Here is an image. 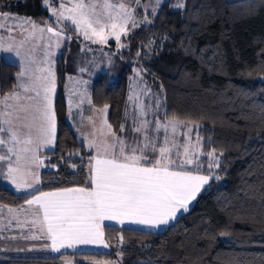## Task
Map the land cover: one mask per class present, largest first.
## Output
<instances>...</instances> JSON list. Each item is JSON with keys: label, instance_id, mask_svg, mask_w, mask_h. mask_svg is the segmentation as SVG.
Masks as SVG:
<instances>
[{"label": "trees", "instance_id": "1", "mask_svg": "<svg viewBox=\"0 0 264 264\" xmlns=\"http://www.w3.org/2000/svg\"><path fill=\"white\" fill-rule=\"evenodd\" d=\"M171 2H162L147 25L121 35L125 47L106 43L117 51L118 63L110 66H118L117 77L112 80L111 70L96 76L89 88L90 104L108 106L106 119L116 131L127 106L132 64H137L149 88L163 95V118L199 124L202 152L219 155V179H212L192 207L165 229L104 224V240L112 245L123 238L124 264H264V0H183L181 8ZM0 14L54 23L43 0H0ZM65 26L71 39L54 69V148L46 154L34 191L19 193L0 182L1 205L19 206L41 191L90 186L92 151L66 121L65 84L67 72L77 71V61L93 41ZM19 70L0 58V94L14 88ZM74 116L78 120L79 114ZM112 254L0 253V264H61L64 255L108 259Z\"/></svg>", "mask_w": 264, "mask_h": 264}, {"label": "snow or ice", "instance_id": "2", "mask_svg": "<svg viewBox=\"0 0 264 264\" xmlns=\"http://www.w3.org/2000/svg\"><path fill=\"white\" fill-rule=\"evenodd\" d=\"M160 0H156L159 6ZM49 4V0H45V5ZM183 7V3L176 5ZM90 5H86L83 0H75L73 6L68 8L64 3L61 4L59 12L55 8H48L53 16L56 17L57 23L60 21H68L75 25L76 31L83 34L86 40H92L93 43L106 44L109 37H114L118 47H125L120 43L121 35L127 36L129 29L126 25L132 21L133 27L137 26L134 20L132 10L127 9L124 5H120L122 13V23H113L111 26L100 25L99 29L94 27L100 24L99 19L92 21L88 15L87 9ZM93 10L95 5H91ZM102 7L110 9L113 7L105 0ZM155 13V9H153ZM110 18H113L110 16ZM32 23V33L36 31L40 33L51 34L58 40L71 39L65 36L63 30H57L51 26L40 27L34 22ZM109 30L105 32V28ZM27 39V37H25ZM23 46V41L17 47L16 55H20L19 47ZM59 46V42L57 43ZM12 51L11 46L4 49ZM139 55V53H137ZM42 75L36 76L32 81L33 90L36 92V103L29 105V108L35 110L38 115L34 117L32 126L29 127L25 145L36 143L39 147L43 144H52L56 136V114L54 110L52 96L56 90V74L54 66L49 64L46 68L39 69ZM84 71V69H81ZM139 75V70H134ZM22 71L19 75L23 76ZM23 87L26 91L28 85H17ZM19 99L16 92H13L6 99ZM132 97H130L131 99ZM29 99H33L29 97ZM71 105V100L69 101ZM105 105L102 111L107 110ZM21 110L27 111V108L21 107ZM143 112V108L140 109ZM11 115V113H9ZM183 123L176 118L161 125L157 121V127H170L173 133H176L178 127ZM106 125L113 139L111 143L107 139L99 142L95 140V132L92 133L93 139L89 141L88 147L96 149V155L89 160V187L63 188L50 192H40L33 195L31 199L25 200V205L37 206L34 211L36 220L34 224H38L40 235L25 237L26 239H46L50 241L52 251L59 252L64 247H75L77 244H102L104 242V232L101 230L100 222L104 220H113L124 223L130 220L134 223L156 227L158 225L168 224L174 219L181 210L187 211L189 204L193 201L197 194L201 192L203 187L208 184L210 177L198 174L200 165L194 164V159H189L188 154L191 151L194 157H198L199 153L195 151V146L184 148V158L181 164H177L171 158V149L167 147L169 141L166 135L165 146L159 149V157L155 161H151L147 156L143 155L144 148H132L130 152L126 151V145L123 140L112 132L111 125L107 124L106 119L103 126ZM148 125L147 121H142L141 126L134 129L140 132ZM28 127V125H25ZM198 127V126H196ZM33 130L35 131V140L33 139ZM123 130V125L121 126ZM192 131V127H188V132ZM188 132L184 133L188 137ZM17 131L12 132V139L17 140ZM197 144L200 137L197 135ZM4 141L0 140V144ZM188 144H191V138L188 137ZM116 145H120V150L115 149ZM176 147V145H172ZM147 147V144L144 146ZM14 149H9L12 152ZM153 145V151H155ZM32 151L29 147H25L23 152ZM137 151L141 155H137ZM179 157V153H177ZM210 163L209 169L213 163L218 167V157L215 152L208 153ZM5 157L0 156V160ZM22 157L18 154L16 157V167H9L6 178L14 185L16 190L32 189L34 185L40 182L39 174L30 170L27 163H35L37 167L43 164V161L32 152L30 160L25 165H21ZM151 164V167L144 166ZM186 165H194L195 171L184 170ZM75 167V165H73ZM180 168V171L173 170ZM219 179V177H216ZM3 207V205H0ZM10 212H23L24 206L19 209H9ZM42 213V218H41ZM123 238L121 237V243Z\"/></svg>", "mask_w": 264, "mask_h": 264}, {"label": "rangeland", "instance_id": "3", "mask_svg": "<svg viewBox=\"0 0 264 264\" xmlns=\"http://www.w3.org/2000/svg\"><path fill=\"white\" fill-rule=\"evenodd\" d=\"M166 0H160L159 6L156 4V0H107L108 3L113 5L112 8L106 9L102 7L105 0H88L83 1L86 5H90L87 9L88 15L92 21L99 19L100 24H95L94 27L99 29L100 25H108L111 26L113 23L120 24L122 23L121 16L122 13L120 11V5H124L127 9L132 10V15L134 20L137 22V26L133 27L132 21L126 25L129 29L128 32L132 30L139 29L141 26L147 25L150 22L149 16L154 15L162 2ZM75 0H57L55 4L53 0H49V4L45 5V0H43V5L48 8H55L57 12L60 10V6L62 3L65 4L66 7L71 8ZM173 2V3H172ZM172 5L175 8L176 5L179 3H183V0H172ZM91 5H95V9L91 7ZM153 9H155V13H153ZM49 11V10H48ZM49 15L53 20L52 23L44 22V21H31L34 22L36 25L40 27L51 26L56 28L57 30H63L65 36L70 37V33L68 32L65 24L70 25L72 28H75V25L71 24L68 21H60L57 23V19L52 13L49 11ZM113 17V18H110ZM29 18L24 16H18L16 14H0V58H4L5 60L15 63L20 67L19 74L23 71L25 74L23 76L17 75V82L14 85L13 92H16L19 96V99H6L10 97L9 92L6 94H0V123L3 124L1 127L2 131H7L8 133L12 134L13 131H17V133L21 132H28L23 129H28L25 125L28 124L30 118L34 119L38 115L34 109L29 108V105L35 104L36 101V92L33 90L32 81L35 79L36 76L42 75L39 69L46 68L49 64L54 66L56 59L58 58L59 54L64 50L65 43L67 39L58 40L56 37H52L51 34L48 33H40L36 31L34 35L29 36V33H32V23H29ZM109 30L108 27L105 28V32ZM81 34V33H80ZM83 35V34H82ZM27 37V39H25ZM115 41L114 37H109L108 41ZM23 41V46L19 47L20 55H16L17 47ZM59 42V46L57 43ZM11 46L12 51H7L4 49L9 48ZM85 54L86 56L84 59H80L78 62L79 68L76 72L66 74V84H65V98L67 103V118L70 122L69 116L70 113L72 114L73 110L79 109L78 103L82 100H85V97L90 100L89 97V88L90 84L93 79L98 76L100 73H103L106 69L112 71L111 78L115 80L117 77V73L115 72V68H111L112 65H116L118 63L117 58V51L113 50L110 45L108 44H100V43H93L90 42L89 45L86 46ZM118 48V47H116ZM111 66V67H110ZM84 69V71H81ZM134 70H139V75ZM144 72L143 70L135 63L132 64L131 73L128 77V94L126 98V103L129 104L128 112L130 113L129 118V126H131L130 134L124 135L121 132L120 136H118L121 140L125 142L126 151L130 152L132 148H144L143 155L147 156L149 160L155 161L160 153L159 149L165 146V138L167 135L168 138V145L171 149L170 156L173 160L176 161L177 164H181L185 155L184 148L187 145L189 148L195 146V151L199 153L198 157H194L192 152L190 151L188 154L189 159H194V164H199L200 171L198 174L200 175H207L210 177L209 182L204 187L208 186L212 179L219 177L218 167L213 163L211 169H209L210 159L208 153L205 154L201 150V139L199 144L196 142L197 138V129L199 128V124L194 122H185L178 127L176 133H173L171 128L167 129V133L164 127H157V121L160 122L161 125L166 124L168 121L172 120V118L165 119L162 117V112L164 111V104H163V95L160 98L157 96L158 91L149 88L148 84L145 82L144 79ZM28 85V90L26 91L23 87H17V85ZM152 92V93H151ZM56 90L53 93L55 96ZM29 94V97L33 99H26L25 96ZM130 97H132L130 99ZM54 99V98H53ZM71 100V105L69 101ZM145 100L148 101L145 103ZM27 108V111L21 110V107ZM141 107L143 108V112L140 111ZM104 107L101 108H94L92 116L89 114L90 117L88 133L83 132V136L80 134L82 132L81 127L78 131V137L82 139L86 147L88 146L89 141L93 139L92 133L95 132V140L99 142L102 139H107L109 143H111L113 137L111 133H109L108 128L106 125H102L105 120L104 114L105 111H102ZM89 110V111H90ZM11 113V115H9ZM31 115V116H29ZM83 116H81L82 118ZM140 120L139 122H137ZM142 121H147L148 125L144 130L142 129L140 132H135L134 129L141 126ZM181 121V120H180ZM108 124V123H107ZM139 124V125H138ZM198 126V127H196ZM188 127H192V131L188 132ZM33 132H35L33 130ZM113 132V131H112ZM188 132V137L191 138V144H188V137L184 135V133ZM116 134V133H115ZM117 136V134H116ZM54 144V141H53ZM145 144L147 147L145 148ZM176 145L173 147L172 145ZM51 145V144H50ZM153 145H155V151H153ZM54 146V145H53ZM88 148V147H87ZM92 151L94 157L96 155L95 148H88ZM120 150V145H116L115 149H110V151H116L117 153ZM179 153V157L177 156ZM210 153V152H209ZM137 155H141V152L137 151ZM44 157V153L42 154ZM216 157L219 155L215 153ZM206 158V160H203ZM146 167H151V164H145ZM16 167V166H15ZM89 168V165H88ZM173 170L180 171V168H175ZM184 170L188 171H195L194 165H186ZM89 175V169H88ZM217 179V178H216ZM90 182V180H89ZM12 185L14 189L13 184ZM39 187V183L34 185L32 189L20 190L21 193H30ZM203 187V188H204ZM68 188H77L75 187H68ZM12 189V188H11ZM13 189V190H14ZM16 191V190H14ZM18 191V190H17ZM16 191V192H17ZM43 192V191H42ZM20 193V192H19ZM40 193V192H39ZM200 193V192H199ZM198 193V194H199ZM197 194V195H198ZM197 197V196H196ZM196 199V198H195ZM190 202L188 210L192 207L194 201ZM1 205V204H0ZM19 207L14 206H6L0 207V227L2 232L1 235H6L7 228L12 227V221L21 222L22 227L25 228V222L23 219L29 217L33 211H35L34 206H24L25 211L23 212H10L9 209H19ZM187 210V211H188ZM187 211H179L174 219L170 220L168 224L158 225L156 227H151L147 225H142L139 223L131 222L130 220H125L124 223H120L118 221L113 220H104L101 222L111 223L117 226H125V227H133L139 228L143 230L149 231H161L165 229L168 225L172 224L179 215L186 213ZM42 218V213H41ZM100 222V223H101ZM101 227V225H100ZM35 228L38 230L39 226L36 224ZM26 230V228H25ZM24 230V231H25ZM102 230V228H101ZM38 235H40L38 230ZM24 236L21 237L18 235L19 238L25 239V237L33 236L30 234L28 230ZM105 242V241H104ZM106 243V242H105ZM107 244V243H106ZM125 243L122 242L120 239H117L112 245H108V247L103 246L102 244H77L75 247H64L61 248L59 252L52 251L49 245H42L38 247H33L32 250H27L24 248H14L13 251L8 253V251L3 250L1 255L8 254V255H53L58 254L63 251H113L112 257L108 259H88L80 256H69L64 255L61 256L59 261L61 264H124L125 260L121 255V248ZM1 260L4 257L0 258Z\"/></svg>", "mask_w": 264, "mask_h": 264}, {"label": "crops", "instance_id": "4", "mask_svg": "<svg viewBox=\"0 0 264 264\" xmlns=\"http://www.w3.org/2000/svg\"><path fill=\"white\" fill-rule=\"evenodd\" d=\"M111 41H113V40H111ZM107 70L108 69H106L104 72H107ZM18 74H19V71L15 76V84L17 82V78H18L17 75ZM144 77H145V74H144ZM11 93H13V89L9 92L8 95H10ZM25 98L28 99L29 94H27L25 96ZM53 98H54V95L52 96V100H54ZM36 99H38V98L36 97ZM89 99H90V97H89ZM34 102L36 103V101H34ZM147 102L148 101L145 100V103H147ZM78 107H79V109L73 110L72 114L70 113V116H69L70 122L67 120V123L69 125L75 127L76 132H77V136H78L77 130H79V128L81 127L82 132L80 134L83 136V134H84L83 132L88 133L87 127H89V121H90V117L88 115L90 114L92 116L93 110H90V109L93 106L90 104V100L88 101V98L85 97V100H82V103L81 102L78 103ZM128 107H129V104H127V106H126L124 118L121 121L119 128L116 131H114L111 127L112 131L117 134V137L120 136L121 132H123L124 135L130 134L131 126H129V118L128 117H130V115H129L130 113L127 110ZM94 108L95 107H93V109ZM106 112H107V110H106ZM106 112L104 114L105 119H106ZM75 113L79 114L78 120L75 119V116H74ZM29 116H31V115H29ZM81 116H83V117L81 118ZM66 119H68L67 118V110H66ZM106 121H107V119H106ZM139 121L140 120H138L137 122H139ZM32 123H33V119L31 117L27 125L29 127H31ZM122 125H123V130H121ZM2 126H3V124L0 123V140L4 141L3 144H0V156L5 157V159L0 160V182L7 185L8 187L14 189L12 187V185L8 184V182H10V181L6 178V176H7L8 168L10 166L11 167L16 166L17 155L19 154L22 157V159L20 161L21 165H25L26 162L28 160H30V157L32 156V152H35V155L38 156L41 161H43V164L40 165L39 167H37V165L35 163H27V167H29L31 171L40 174V172L43 170V168L46 164V154L53 150L54 144L53 143L51 145L50 144H43V145H40L39 147L37 146L36 143H33L31 145H25L24 141L27 139V133L28 132L18 133L17 140H19V143H17L16 140L12 139V134L8 133L7 131L4 132L1 130ZM23 130L29 131V128L27 130L26 129H23ZM143 130H144V128H143ZM33 139L35 140V132H33ZM78 139H79V141H81L84 144L82 139H80L79 137H78ZM54 142H55V140H54ZM25 147H29L30 149H32V151L27 152V153L23 152V149ZM9 149H14V150L12 152H10ZM43 153H44V157L42 155ZM92 156H93V153H92ZM10 184H12V183L10 182ZM14 190H16V189H14ZM55 190H57V189L47 190V191H43V192H50V191H55ZM17 192L21 193V191H17ZM38 194L39 193H36L34 195H38ZM32 196L27 198V199H31ZM19 206H27V205H25V201H24ZM19 206H17V207H19ZM35 208H37V206H34V209ZM33 213H34V211H33ZM33 213H31V215H29V217L23 219V221L25 222L26 230H25V228L22 227L21 222L12 221V223H11L12 227L7 228L6 235H1L4 230L1 231V227H0V253L3 252V250L8 251V253H10L11 251H13L14 248H18V249L24 248V250L27 249L28 251L29 250L33 251V249H32L33 247L42 246L44 244L45 245L50 244V241H48L46 239H26V238L21 239L18 237V235L23 237L24 236L23 234H25L28 230L30 231L31 235H38V233H37L38 230L35 228L36 224L33 223V221L36 220V216ZM104 224H111V223L101 222L100 223L101 228ZM87 251H89V250H87Z\"/></svg>", "mask_w": 264, "mask_h": 264}, {"label": "water", "instance_id": "5", "mask_svg": "<svg viewBox=\"0 0 264 264\" xmlns=\"http://www.w3.org/2000/svg\"><path fill=\"white\" fill-rule=\"evenodd\" d=\"M222 179H220L219 181H221Z\"/></svg>", "mask_w": 264, "mask_h": 264}]
</instances>
